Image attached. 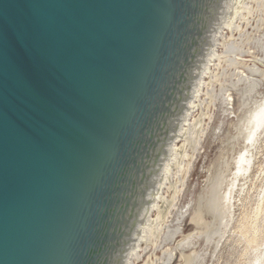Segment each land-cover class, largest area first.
Listing matches in <instances>:
<instances>
[{
	"label": "water",
	"instance_id": "1",
	"mask_svg": "<svg viewBox=\"0 0 264 264\" xmlns=\"http://www.w3.org/2000/svg\"><path fill=\"white\" fill-rule=\"evenodd\" d=\"M264 172V0H0V264H221Z\"/></svg>",
	"mask_w": 264,
	"mask_h": 264
},
{
	"label": "rangeland",
	"instance_id": "2",
	"mask_svg": "<svg viewBox=\"0 0 264 264\" xmlns=\"http://www.w3.org/2000/svg\"><path fill=\"white\" fill-rule=\"evenodd\" d=\"M221 264H264V172ZM262 255H261V254Z\"/></svg>",
	"mask_w": 264,
	"mask_h": 264
},
{
	"label": "bare ground",
	"instance_id": "3",
	"mask_svg": "<svg viewBox=\"0 0 264 264\" xmlns=\"http://www.w3.org/2000/svg\"><path fill=\"white\" fill-rule=\"evenodd\" d=\"M260 254H261V253H260ZM262 254H264V253H262ZM262 254H261V255H262ZM263 258H264V257H263ZM257 262H259V264H262V257L259 256V257L257 258Z\"/></svg>",
	"mask_w": 264,
	"mask_h": 264
}]
</instances>
